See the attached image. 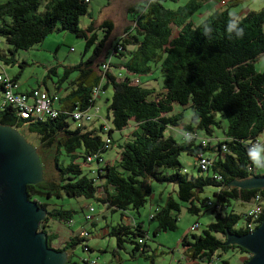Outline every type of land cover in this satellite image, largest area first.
<instances>
[{"label": "trees", "instance_id": "1", "mask_svg": "<svg viewBox=\"0 0 264 264\" xmlns=\"http://www.w3.org/2000/svg\"><path fill=\"white\" fill-rule=\"evenodd\" d=\"M166 1L136 0L127 9L131 19L115 39L110 20L92 19L84 29L79 27L80 17L90 16L91 0H0V39L9 46L7 53L11 55L0 48V61L5 64L13 60L16 50H27L61 31L83 38V55L90 52L77 63L60 64L63 72L54 89H20V71L8 76L0 64V73L10 79L15 94L25 95L29 102L35 99L31 98L33 90L55 94L54 107L58 110L54 118L37 120L22 118L7 104L0 108V125L11 126L23 136L24 130L37 137L35 149L42 180L27 185L26 190L29 200L46 211L38 229L47 235L49 247L57 239L50 223L68 226L76 211L50 206L48 201L91 199L111 214L118 212L119 221L109 226L107 233L116 247L125 249L129 245L132 255L138 252L148 264H155V250L151 252L147 244L148 233L131 212L139 214L151 195L150 182L156 181L174 185L177 200L167 196L164 205L150 214V221L156 224L153 235L174 231L180 203H186L188 213L199 216L210 211L213 221L201 235L194 233L198 223H193V229L189 227L180 238L185 262L213 264L222 254L235 252L248 255L243 264L250 253L226 244V233L246 234L250 232L248 223L252 222L255 229L264 219V188L232 185L264 176V143L254 151L250 149L264 139V72L254 67L264 57V8L239 15L231 8L246 0H186L176 8L166 6ZM210 2L217 3L218 8L194 23L191 17ZM57 67H50L48 73L57 75ZM156 69L162 78L159 92L147 86L149 80H157L153 77ZM73 73L75 77L68 80ZM109 86L112 94L107 99L105 118L111 125V143L105 148L101 126L74 128L71 122L73 111L96 106L100 94L92 96L95 87L102 92ZM3 93L4 84L0 82V101ZM174 104L192 110L190 122H182L181 111L172 114ZM180 126L209 141L203 146L198 139H185L180 134L181 140H177L170 128ZM215 130H222V136ZM114 131L120 133L117 139L112 136ZM114 145L115 160L87 166L89 155L96 153L103 158L102 154ZM259 148L262 166L254 161ZM182 154L193 158L196 174L184 166ZM202 157L208 160L204 171L198 165ZM94 169L96 173L91 174ZM261 202L263 209L253 218L249 212ZM89 208L92 205L83 213L81 226L89 236L80 237L78 231L56 248L67 254L65 264H85L84 259H94L84 257L81 263L72 260L78 245L88 255L93 252L88 240L97 215L94 208L92 212ZM88 214L92 219L87 221ZM240 220L243 223L239 226ZM220 260L221 264H230L227 259Z\"/></svg>", "mask_w": 264, "mask_h": 264}, {"label": "rangeland", "instance_id": "2", "mask_svg": "<svg viewBox=\"0 0 264 264\" xmlns=\"http://www.w3.org/2000/svg\"><path fill=\"white\" fill-rule=\"evenodd\" d=\"M136 0H91L88 6L89 14L83 15L79 19V27L84 29L89 25L90 21L93 19L99 22L102 19L110 20L113 23L112 36L116 39L123 33V29L128 24L131 19V15H128L127 9L130 5L135 3ZM186 0H176L170 1L167 0L164 4L171 8H176L177 6L185 4ZM218 8V4L214 2L204 4L192 17L191 20L194 23H199L205 19L209 14H211L215 9ZM264 8V0H246L240 3L238 6L231 8V11L236 12L239 15H244L248 10H260ZM101 35L100 32H98ZM115 40L112 42L114 43ZM0 48L4 50L6 54L7 48L9 46L0 39ZM84 52V39L76 37L74 34L61 31L54 32L45 37V39L27 50H16L13 56V60L8 64H5L3 61H0V64L3 65L4 71L8 76H13L20 71L18 77V84L20 89H30L40 86L44 89L46 86L48 89H54V82H56L59 77H61L63 72V65L74 64L80 60L86 59L90 54L87 52L83 55ZM11 57L10 54H8ZM23 62V63H21ZM21 63V66L19 64ZM56 74L48 73V69L52 66H57ZM255 70L257 72H264V57L259 58L254 63ZM75 73L71 74L68 80H71L75 77ZM149 76H142L141 80L145 81ZM153 77L157 80H149L147 86H152L156 88V92L160 90V84H162L161 72L159 69L153 73ZM66 85V84H65ZM61 92V90H59ZM112 94V88L109 86L106 90L100 93V96L96 100V108L92 110L95 113L96 117H101L105 119L106 117V103L107 99H110ZM184 108V109H183ZM182 112L183 114V123H188L191 121L192 110L190 108L181 107L178 104H174L173 112ZM100 120L92 121L87 124L91 128L99 129ZM72 126L73 123L71 122ZM225 124V123H224ZM23 130V129H22ZM26 134L23 137L25 140L35 148L37 145V137L33 134ZM124 133H127L126 131ZM123 133V134H124ZM216 134L220 137L222 136V130H215ZM202 135L201 132H199ZM114 139H117L120 136L118 131L112 133ZM177 140H181L179 134L174 135ZM121 138V137H120ZM123 138V135H122ZM116 150L114 146L106 150L102 156L103 159H116ZM255 163L256 165L262 166L260 164L259 158L262 156V150L259 148L255 153ZM181 161L184 166L196 174V170L192 168L193 158L185 154L181 155ZM264 165V164H263ZM261 173L264 175V169L261 170ZM91 175V174H90ZM151 195L148 198L147 202L143 207L138 211L139 214L132 211L131 214L136 218L137 221L142 222L143 228L147 231L148 237L147 244L150 247L151 252L155 250V264H177L176 261L179 260L180 264H187L185 262L184 256L181 253V248L179 243L180 238L184 235L187 229L195 222L198 223V227L194 230L196 235H201L202 231L206 226L213 221V215L210 211H203L199 216L188 213L185 210L186 203H180V212L177 215V227L174 231L170 232H159L156 235H153L155 229V223L150 221V214L154 212L157 206H162L165 203L167 196H171L174 200H177L176 196V187L168 183H159L156 181L150 182ZM101 191V190H99ZM50 206L63 209H74L76 213L73 215V222L70 225V228L73 232H78L81 228L83 213L87 212L88 206L92 205L95 209V214L98 215V212L104 207L100 203H97L91 199H69V198H52L48 201ZM234 203V202H233ZM251 206V205H250ZM237 210H244L243 207L236 206ZM107 214L109 211L105 210ZM111 218V219H110ZM119 214L118 212L112 213L111 217L105 221H99V227L103 226L104 223H116L118 221ZM105 221V222H104ZM243 220H240L238 225H242ZM57 234V246L61 247L63 242L66 240V235L62 232V226L58 223H54ZM89 227V226H88ZM92 232H95L92 229ZM88 244L94 247V251L88 255L82 251L80 245H78L72 254V260L81 263V259L84 257H92L97 261V264H119L118 256L120 257V264H148V261L143 258V255L135 252L134 255L131 254V247L129 245L125 246V249H118L113 237H103L99 238L97 236L90 237ZM57 247V248H58ZM98 247L103 249L102 251L98 250ZM248 255H238L235 252H227L222 254L220 258H216L213 264H221V258L227 259L230 264H241ZM198 264H208L205 261H198Z\"/></svg>", "mask_w": 264, "mask_h": 264}, {"label": "water", "instance_id": "3", "mask_svg": "<svg viewBox=\"0 0 264 264\" xmlns=\"http://www.w3.org/2000/svg\"><path fill=\"white\" fill-rule=\"evenodd\" d=\"M42 180L36 149L15 128L0 125V264H65L67 254L47 245L39 231L46 211L29 200L26 186ZM232 185L241 189L264 188V176ZM226 244L250 253L243 264H264V219L254 230L226 233Z\"/></svg>", "mask_w": 264, "mask_h": 264}, {"label": "built area", "instance_id": "4", "mask_svg": "<svg viewBox=\"0 0 264 264\" xmlns=\"http://www.w3.org/2000/svg\"><path fill=\"white\" fill-rule=\"evenodd\" d=\"M0 82L4 84V93L2 95V99L0 101V108L3 106L9 104L16 108L18 110V114L22 118H32V119H37V120H43L47 117L54 118L58 114V110L54 107V101H56L57 96L55 94H48L46 91H38V90H33V94L31 98H35L31 102L28 101V98L25 95H20V94H15L13 91V88L15 87L10 83V79L7 78V76L3 73H0ZM137 82V80H135ZM100 90L98 87H95L92 91V96L94 98H97L100 94ZM96 108V106L91 107L90 109L87 110H75L72 113V123L74 128H82V127H87V124L91 123L92 121L95 120H100L101 123L99 127L101 126L102 131L105 133L104 137V143H105V148H108L111 140L108 136V132L111 129L110 123L107 121V119H103L101 117H96L95 113L97 110L92 112V110ZM93 128V127H92ZM91 129V126H90ZM175 134H180L182 138L185 139H190V138H195L198 139L199 142L205 146L206 143L209 141V139L200 137L199 135L185 131L182 129V127H172L170 128ZM262 143H264V139L260 140L259 142H255L254 144L251 145L250 149L255 150L258 148ZM105 160L103 158H99L98 154H91L87 157V166H90L93 163H96V165L103 164ZM208 164V160L205 159L204 157L200 158L198 161V165L201 168V170H206ZM96 170L94 169L91 174H95ZM263 209V202H261L260 205H256L250 212L249 215H253V218L256 217L257 214L261 212ZM89 211L92 212L93 208H89ZM92 216L91 214H88L86 216V220H91ZM252 221V220H251ZM247 227H249L250 231L254 230L252 227V222L247 224ZM193 227H190V230H192ZM78 235L80 237H88V232L84 229L79 230ZM85 264H95L96 261L95 259H84Z\"/></svg>", "mask_w": 264, "mask_h": 264}, {"label": "crops", "instance_id": "5", "mask_svg": "<svg viewBox=\"0 0 264 264\" xmlns=\"http://www.w3.org/2000/svg\"><path fill=\"white\" fill-rule=\"evenodd\" d=\"M116 158H117V154H116V156H115ZM262 157V156H261ZM112 160H114V159H109V160H106V161H112ZM109 216L111 217V213H109V214H107L106 212H105V210H104V208L102 209V210H100L99 212H98V215H97V221L95 222V227H93V229H94V231L95 232H92V230H91V232H92V237H94V236H97V237H99V238H103V237H106V236H108V227L109 226H111V225H114L115 223H111L110 225L108 224V223H104V225L103 226H100L99 227V221L100 220H107L108 218H109ZM119 218H120V216H119ZM119 218H118V221H119ZM130 218V217H129ZM111 219V218H110ZM128 219V217H125V221ZM74 220H72V222H73ZM104 221V222H105ZM117 221V222H118ZM129 223V221L127 222V224ZM59 225H63V224H60V223H58ZM72 224V223H71ZM70 224V225H71ZM70 225H63L62 226V232L66 235V240L63 242V244L68 240V238L70 237V236H72L73 234H76L77 232H73L72 231V229L70 228ZM82 225V224H81ZM50 226H51V229L57 234V232H56V230H54V228H55V224L54 223H50ZM57 240H58V234H57V239L54 241V244H53V248H57L58 246H57ZM89 246H90V248L94 251V247L92 246V245H90L89 244ZM98 250L99 251H102L103 249H101V248H99L98 247ZM92 253V252H91ZM118 259H120V257L118 256ZM176 263L177 264H180V261L178 262V260L176 261Z\"/></svg>", "mask_w": 264, "mask_h": 264}]
</instances>
